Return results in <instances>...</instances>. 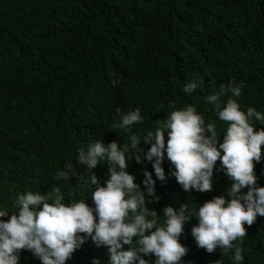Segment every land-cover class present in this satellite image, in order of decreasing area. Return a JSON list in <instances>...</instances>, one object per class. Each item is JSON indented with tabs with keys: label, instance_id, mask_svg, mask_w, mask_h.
<instances>
[{
	"label": "trees",
	"instance_id": "1",
	"mask_svg": "<svg viewBox=\"0 0 264 264\" xmlns=\"http://www.w3.org/2000/svg\"><path fill=\"white\" fill-rule=\"evenodd\" d=\"M197 79L201 83L193 93L183 92ZM230 80L243 84L240 109L246 113L253 107L264 114V0H0V210L16 211L18 194L57 186L66 204L87 199L91 175L103 185L108 165L101 161L92 173L86 171L76 162L77 149L97 139L105 145L128 143V133L111 128L117 108L140 109L144 119L133 131L143 137L154 130L156 119L194 105L206 122L217 124L222 140L227 124L205 98ZM254 124L264 128L260 121ZM140 146L145 152L149 147L143 141ZM66 163L80 175L57 181L55 173ZM128 163L142 190L144 172L152 173L159 200L149 198L148 207L161 214L160 224L166 206L179 211L187 203L191 211L226 195L231 183L217 170L219 161L207 192L183 191L170 175L166 154L164 181L156 178L151 163ZM254 172L257 185L264 187V146ZM85 202L92 206L90 198ZM197 223L193 218L184 225L179 242L189 251L181 264L219 259L237 264L235 246L243 249L240 264H264V217L245 225L247 235L232 249L211 254L198 248L191 235ZM93 259L110 264L107 248L89 238L65 264H92ZM145 259L152 264L155 257ZM18 264L41 261L21 250Z\"/></svg>",
	"mask_w": 264,
	"mask_h": 264
},
{
	"label": "clouds",
	"instance_id": "2",
	"mask_svg": "<svg viewBox=\"0 0 264 264\" xmlns=\"http://www.w3.org/2000/svg\"><path fill=\"white\" fill-rule=\"evenodd\" d=\"M200 83L199 79L186 83L182 90L191 94ZM242 87V83L230 80L220 86L219 92L205 98L214 106L218 119L227 124L222 140L217 124L206 122L194 105L171 110L163 119H156L154 130L143 137L133 131V126L144 119L140 109L122 112L117 108L118 119L111 128L128 133V143L121 146L111 141L105 145L97 139L77 149L76 162L86 171L92 173L101 161L108 165L103 185L91 175L93 188L88 198L92 206L85 202L88 198L66 204L58 186L49 192L18 194L16 211L0 210V264H18L21 250L32 252L41 264H65L89 238L96 247L107 248L110 264H149L145 259L148 256L155 257L152 264H181L189 249L179 239L185 223L193 218L198 223L192 226L191 235L198 248L209 254L217 248L232 249L235 241L247 235L245 225L251 227L257 216L264 217V187L257 185L254 172L264 146V128L257 130L254 121L264 124V114L253 107H248L246 113L240 109L237 99ZM222 95L227 99L222 101ZM141 141L149 145L146 152ZM165 154L173 168L170 175L185 192L211 191L219 161L217 170L231 182L226 195L214 196L191 211L187 203L181 204L179 211L166 206L162 210L164 223L160 224L161 214L148 207L153 202L149 198L159 200L152 173L144 172L142 190L127 169L130 160L137 164L147 161L156 178L164 181ZM79 175L72 163H66L56 171L55 179L69 181ZM242 251V247L235 246L237 264L244 260ZM92 264L99 261L93 259ZM213 264H222V260Z\"/></svg>",
	"mask_w": 264,
	"mask_h": 264
}]
</instances>
